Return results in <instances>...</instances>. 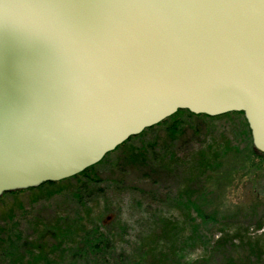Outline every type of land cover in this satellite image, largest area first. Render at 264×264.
I'll list each match as a JSON object with an SVG mask.
<instances>
[{
    "label": "water",
    "instance_id": "obj_1",
    "mask_svg": "<svg viewBox=\"0 0 264 264\" xmlns=\"http://www.w3.org/2000/svg\"><path fill=\"white\" fill-rule=\"evenodd\" d=\"M179 111L243 114L264 154V0H0V197Z\"/></svg>",
    "mask_w": 264,
    "mask_h": 264
},
{
    "label": "rangeland",
    "instance_id": "obj_2",
    "mask_svg": "<svg viewBox=\"0 0 264 264\" xmlns=\"http://www.w3.org/2000/svg\"><path fill=\"white\" fill-rule=\"evenodd\" d=\"M178 120L174 138L163 127L130 143L152 142L149 161L123 171L121 151L96 167L102 193L85 206L68 189L1 200L0 264H44L23 244L42 234V243L61 239L48 257L56 264H264V157L247 156L244 115ZM93 227L110 239L104 259L72 261L80 233Z\"/></svg>",
    "mask_w": 264,
    "mask_h": 264
},
{
    "label": "trees",
    "instance_id": "obj_3",
    "mask_svg": "<svg viewBox=\"0 0 264 264\" xmlns=\"http://www.w3.org/2000/svg\"><path fill=\"white\" fill-rule=\"evenodd\" d=\"M183 114H188L190 117H207V118H213L214 117H208L205 115L196 116L188 111H179L174 116L168 118L164 122L160 123L159 125L145 130L142 134L136 137L130 138L127 142L119 146L114 152L108 154L99 164L87 169L86 171L82 172L81 174L61 181V182H48L43 184L42 186L38 188H32L28 190H21V191H15L4 194L2 197H0V201L3 200L6 196L11 195L16 197L17 195H20L22 193H34L36 191H42L46 190L48 192V195H54L58 193H62L64 190L68 189L70 192L73 193L76 202L80 206H85V200L92 199L95 195L101 194V190L97 189L96 184L100 182L99 176H97V173L95 171V168L103 164L106 159L113 155L118 154L121 152V157H119L120 160V167H122L123 171L126 170L127 167L136 166L139 164H142L143 162L149 161L150 155L152 154V151L155 149V145L152 142H147L144 146L138 148L134 146H130V143L134 141L137 138L144 137L148 132L154 131L158 128H165L166 133L169 135L170 138H174L178 133H181L182 131V125L181 121L178 120V117H180ZM228 115H242L241 113H230L219 117H224ZM218 118V117H215ZM242 134L244 137V142L246 143V149L248 152V158L250 157H256V158H263L264 154H260L254 149L253 142H252V136L251 132L248 126V123L246 119L243 121V130ZM247 158V159H248ZM66 185V186H65ZM179 200H184L182 196H178ZM183 206V205H182ZM167 226V224H165ZM174 228H163L162 229V235L159 236L160 239H168L170 237V234L173 232ZM45 236V234H42L38 238L37 243H32L31 245L25 242H23L26 250L29 248V250H32L34 254L31 255V262L38 259L44 261V264H56L58 261L56 259H49L48 257L54 255V250L56 248H60L62 246L61 239L53 244L52 242L48 243H42V239ZM81 236V243L79 247H73L75 248L71 255H72V261H75V259H84L89 257H94L95 259H101L105 257V253L107 249L111 246L110 245V239L103 234L100 231L99 227H93L91 229L86 230L84 233H80ZM58 237H61L59 234ZM224 240H220L219 243L222 244ZM64 244V243H63ZM49 247V248H48ZM52 247V248H51ZM55 247V248H54ZM52 249V251L49 253V249ZM54 248V249H53ZM54 257V256H53ZM34 264V263H33ZM138 264V263H137Z\"/></svg>",
    "mask_w": 264,
    "mask_h": 264
}]
</instances>
